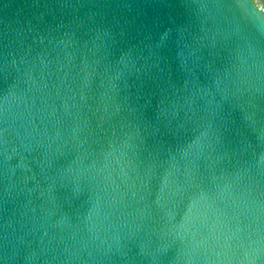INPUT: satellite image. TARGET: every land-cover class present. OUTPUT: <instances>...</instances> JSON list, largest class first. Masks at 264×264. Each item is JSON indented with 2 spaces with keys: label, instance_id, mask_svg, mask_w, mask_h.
<instances>
[{
  "label": "water",
  "instance_id": "95a60500",
  "mask_svg": "<svg viewBox=\"0 0 264 264\" xmlns=\"http://www.w3.org/2000/svg\"><path fill=\"white\" fill-rule=\"evenodd\" d=\"M0 264H264V0H0Z\"/></svg>",
  "mask_w": 264,
  "mask_h": 264
}]
</instances>
